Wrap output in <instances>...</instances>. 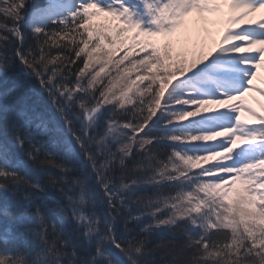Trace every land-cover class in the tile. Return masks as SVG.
Returning <instances> with one entry per match:
<instances>
[{
  "label": "snow or ice",
  "instance_id": "snow-or-ice-1",
  "mask_svg": "<svg viewBox=\"0 0 264 264\" xmlns=\"http://www.w3.org/2000/svg\"><path fill=\"white\" fill-rule=\"evenodd\" d=\"M261 65L264 0H0V264H264Z\"/></svg>",
  "mask_w": 264,
  "mask_h": 264
},
{
  "label": "rangeland",
  "instance_id": "rangeland-1",
  "mask_svg": "<svg viewBox=\"0 0 264 264\" xmlns=\"http://www.w3.org/2000/svg\"><path fill=\"white\" fill-rule=\"evenodd\" d=\"M95 22L99 21H105L103 19V15H99L96 18H94ZM212 26V25H211ZM189 27V28H188ZM185 27L182 32H178V37L174 40L173 43V50L174 54H183L186 55L188 59H194L197 56H199L203 52H207V46H208V41H204L202 36H204V33L202 35L200 34L198 28L193 27V32L192 33L189 29H191V26ZM210 27V26H209ZM216 34V33H215ZM174 36H177V33L174 34ZM185 41H188L187 45L185 46ZM204 43V44H203ZM257 72L259 70H262L261 72H264V68H257L255 69ZM261 88H264V79L262 80L261 84H258ZM258 87V86H257ZM256 98H261L260 96H254ZM260 104H263L264 106V98L260 99ZM244 118H247L246 115ZM236 188H239V182L234 186Z\"/></svg>",
  "mask_w": 264,
  "mask_h": 264
},
{
  "label": "bare ground",
  "instance_id": "bare-ground-1",
  "mask_svg": "<svg viewBox=\"0 0 264 264\" xmlns=\"http://www.w3.org/2000/svg\"><path fill=\"white\" fill-rule=\"evenodd\" d=\"M259 15H260V13H256V14H253V16L255 17V18H259ZM190 18H192L193 20H195L194 19V17H192V16H189ZM189 17H187L186 18V20H188L189 19ZM215 17V16H214ZM252 17H249V19H251ZM241 23V26L243 25V26H246L245 24H244V22L243 21H241L240 22ZM200 25H202V24H200ZM204 34H205V40L207 39V40H210V41H212V39H213V33H212V31L210 30V33L207 31V29H204ZM261 106H259V107H257V108H260Z\"/></svg>",
  "mask_w": 264,
  "mask_h": 264
},
{
  "label": "trees",
  "instance_id": "trees-1",
  "mask_svg": "<svg viewBox=\"0 0 264 264\" xmlns=\"http://www.w3.org/2000/svg\"><path fill=\"white\" fill-rule=\"evenodd\" d=\"M17 198L18 199H22V194L21 193H17ZM153 242L155 243L156 241H155V238H153Z\"/></svg>",
  "mask_w": 264,
  "mask_h": 264
}]
</instances>
